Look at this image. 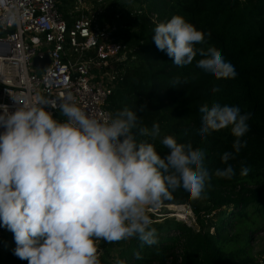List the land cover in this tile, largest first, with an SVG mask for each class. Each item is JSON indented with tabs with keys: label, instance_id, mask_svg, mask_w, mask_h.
Returning a JSON list of instances; mask_svg holds the SVG:
<instances>
[{
	"label": "clouds",
	"instance_id": "1",
	"mask_svg": "<svg viewBox=\"0 0 264 264\" xmlns=\"http://www.w3.org/2000/svg\"><path fill=\"white\" fill-rule=\"evenodd\" d=\"M5 19L17 20L9 9ZM157 48L183 67L197 55L195 45L204 33L174 15L153 31ZM197 67L214 79L235 78L234 66L215 49L199 50ZM217 91V89H213ZM47 107L56 109L54 118ZM138 111L125 107L107 119H97L68 93L59 101L37 96L14 112L0 104V227L14 234V255L28 264H100L97 242L138 238L157 243L149 209L158 208L182 191L190 200L204 192L209 172L203 150L160 137L159 124L151 130L140 124ZM196 133L201 140L230 126L235 153L246 146L250 113L238 106L200 107ZM138 137L159 139L167 149L161 156L154 145ZM232 152H224V168L231 178ZM242 168L241 175L248 173ZM136 258L141 259L137 254ZM123 264V262H120Z\"/></svg>",
	"mask_w": 264,
	"mask_h": 264
},
{
	"label": "trees",
	"instance_id": "2",
	"mask_svg": "<svg viewBox=\"0 0 264 264\" xmlns=\"http://www.w3.org/2000/svg\"><path fill=\"white\" fill-rule=\"evenodd\" d=\"M73 1H58V8ZM99 1L101 26L106 3H114L107 7L112 17L104 16L110 26L115 22L109 28L111 41L129 52L118 67L107 110L112 116L125 107L135 111L143 106L145 111L137 112L141 126L151 130L159 124L160 137L172 135L178 143L203 150L210 176L199 199L190 200L178 190L161 205H188L194 225L170 217L164 208L161 220L150 215L156 244L148 246L135 237L112 243L100 240V264H262L251 242L264 228V0ZM174 15L204 33V42L195 45L196 57L183 67L173 64L153 40L157 24ZM209 48L234 66L235 78L214 79L202 73L197 67L199 50ZM214 104L238 106L241 114H251L248 131L240 138L246 146L239 153L232 147L236 137L230 126L203 140L197 137L200 107ZM138 139L154 143L161 156L167 152L160 138ZM224 152L234 154L228 161L235 171L231 178L214 174L226 167L221 162ZM245 167L249 171L241 175ZM15 247L14 234L0 227V264H28L14 255Z\"/></svg>",
	"mask_w": 264,
	"mask_h": 264
},
{
	"label": "built area",
	"instance_id": "3",
	"mask_svg": "<svg viewBox=\"0 0 264 264\" xmlns=\"http://www.w3.org/2000/svg\"><path fill=\"white\" fill-rule=\"evenodd\" d=\"M100 2V1H98ZM58 0H0V104L14 112L36 97L59 101L71 93L83 110L107 119L118 67L125 47L111 41L112 30L100 25L101 10H79L71 27L63 19ZM78 5L80 1L77 0ZM17 20L5 19L8 10ZM47 57L48 67H32L34 58ZM55 118L56 109L47 107ZM2 131V129H0ZM170 217L194 224L188 205L166 206ZM179 214L180 219L174 216Z\"/></svg>",
	"mask_w": 264,
	"mask_h": 264
},
{
	"label": "rangeland",
	"instance_id": "4",
	"mask_svg": "<svg viewBox=\"0 0 264 264\" xmlns=\"http://www.w3.org/2000/svg\"><path fill=\"white\" fill-rule=\"evenodd\" d=\"M58 1L60 2L61 0H58ZM97 4H99L98 1H97ZM111 4H114V3L112 1H108L106 3L105 8L103 9L104 10V14H103V17H102V20H104V26L103 27L105 29H108V30H110L111 28H113L115 26V22H111V26H110L109 23H106L105 17H104V16H107V18L108 17H110V18L112 17V14H110L111 13V9L110 8L109 9L107 8V7H111L110 6ZM58 118H59V116H58ZM164 208L165 207L160 206L158 208L149 209V215H153L154 217H156V219H160L161 220V218L163 217V213L165 212V211H163ZM165 209H166V211H168L167 208H165ZM169 216H170V214H169ZM192 225H194V224H191V226ZM98 245H99V242H97V247H98ZM251 246L253 248V253H254L255 258L259 262H261L262 264H264V228H263V230H261L258 233V237L256 239H253L252 240Z\"/></svg>",
	"mask_w": 264,
	"mask_h": 264
},
{
	"label": "crops",
	"instance_id": "5",
	"mask_svg": "<svg viewBox=\"0 0 264 264\" xmlns=\"http://www.w3.org/2000/svg\"><path fill=\"white\" fill-rule=\"evenodd\" d=\"M97 1L99 0H88L86 2L81 3L78 5L77 0H74L72 4H62L59 6L58 9H60V13L67 23V26L71 27L72 23L77 17V14L75 12V8L78 7L79 10H86V9H91V10H101V7L99 4H97ZM99 3V2H98ZM102 12V10H101Z\"/></svg>",
	"mask_w": 264,
	"mask_h": 264
},
{
	"label": "water",
	"instance_id": "6",
	"mask_svg": "<svg viewBox=\"0 0 264 264\" xmlns=\"http://www.w3.org/2000/svg\"><path fill=\"white\" fill-rule=\"evenodd\" d=\"M81 3L86 2L88 0H79ZM96 1V0H95ZM49 65V59L47 57H44V59L39 60V58H34L32 61V67L35 69L42 70Z\"/></svg>",
	"mask_w": 264,
	"mask_h": 264
},
{
	"label": "bare ground",
	"instance_id": "7",
	"mask_svg": "<svg viewBox=\"0 0 264 264\" xmlns=\"http://www.w3.org/2000/svg\"><path fill=\"white\" fill-rule=\"evenodd\" d=\"M174 217L180 219V215L179 214L175 215Z\"/></svg>",
	"mask_w": 264,
	"mask_h": 264
}]
</instances>
